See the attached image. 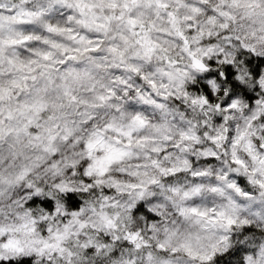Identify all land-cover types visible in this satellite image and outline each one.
<instances>
[{
  "label": "snow or ice",
  "instance_id": "1",
  "mask_svg": "<svg viewBox=\"0 0 264 264\" xmlns=\"http://www.w3.org/2000/svg\"><path fill=\"white\" fill-rule=\"evenodd\" d=\"M197 2L204 3L205 0H193L190 8L185 0H174L178 7L172 10L169 0H0V140L6 136L14 137L17 142L26 140L27 148L42 154L36 156L37 162L51 157L48 162L55 174L58 175L65 169L68 171L77 169L85 176L96 177V185L107 184L108 188L118 193L132 190L136 193L137 199H143L147 194V185L160 183L156 176H149L147 171L149 167L156 169L161 177L169 178L186 171L178 167H164L157 159L151 160L150 163L137 164L135 170L131 172L121 169L122 173L137 182H124L118 177L109 176L113 164L120 163L133 155L132 133H121L128 139V143L122 145L119 135L115 141H111L99 131L90 133L86 145H81L86 146L88 151V160L85 161L88 163L87 170L78 168L76 159L69 158L66 154H59L58 142L72 143L73 136L80 129L68 127L67 113L57 114L55 112L57 105L51 104L48 97L50 91H56L58 98L69 99V107L77 102L73 86L82 80L83 76L73 67H67V70L62 72L57 65L65 66L86 54H89V59H93L100 53L105 41L92 39L90 34L98 36L102 33L107 38L112 32H116L124 44L132 38L134 46L141 49L145 57H150L158 47L152 40V32L156 30L158 21H166L183 42V52L190 58L191 67L196 71L207 72L202 57L215 53L216 49L212 46L207 49L193 48V44L198 43L205 35L204 22L197 24L195 29L192 27L201 12L196 6ZM231 2L239 7L242 0H231ZM142 7L154 9L152 15L155 20L145 23L142 20L143 13L140 11ZM185 8L189 9L188 14L181 16L180 11ZM218 14L226 19H234L231 13L223 10H219ZM206 23L210 26L207 35L211 36V29L217 26L216 18L209 16ZM219 26L226 28L228 25ZM225 38L230 39V37ZM112 39L115 40L116 36ZM70 44L75 47H70ZM244 47L248 46L244 45ZM108 51L111 53L119 51V45ZM230 55L231 53H223L224 58L220 61L226 65L224 73L209 74L215 75L216 80H210L209 84L203 85L205 95L189 97L187 92L182 95L183 99L194 107L214 108L216 112L225 113L222 117L214 118L215 125L211 133L208 132L209 125L205 121L202 135L216 147L231 145V153L225 152L224 155H231V163L236 171L243 170L249 178L248 182L256 185L260 190V197L264 198V59L255 57L248 60H239L238 57L229 59ZM222 75L226 76V79L220 82ZM209 85L214 90L219 89V95L226 96L227 99L223 103H216L208 90ZM109 92L111 93L112 90L109 89ZM241 96L247 101L246 107L239 99ZM97 99L103 102L105 97L101 95ZM157 106L162 107V105ZM59 107L63 109L62 102ZM49 111H52V114L42 120L41 117ZM234 111L241 113L240 120L235 123H233L235 117L232 115ZM81 115L88 116L89 113L83 112ZM207 115V112H202L201 118ZM135 120L141 125L145 123L140 116H136ZM58 121H63V124ZM71 123L75 124V122ZM81 123L87 125L89 121L83 120ZM111 128L112 126L109 125L105 131ZM116 131L120 132L119 129ZM200 135L195 133L191 122H188V129L180 132L179 140L173 146L182 151H189V145H199ZM75 143H80L79 136H76ZM151 151L163 153V149L157 147H153ZM241 152L245 154V159L240 158ZM201 155L210 159L217 158L215 151H204ZM164 158L168 159L167 156ZM30 171L31 167L26 163L17 173L15 180L22 181ZM208 174L202 170L192 171V176L198 178ZM217 180L229 181V177L221 175ZM85 183L87 186L84 191L92 188L93 181L88 180ZM3 184L11 186L12 180H6L0 175V185ZM226 187L234 189L249 202L250 215L264 216V210L262 213L251 212V201L256 197L249 189L242 191L234 182H228ZM56 188L60 192L67 191L69 197H72L73 190L67 187V182L63 185L56 184ZM217 190L212 189V191ZM28 191H32L31 183L28 184ZM169 191L179 193L180 190L171 187ZM192 191L198 193L199 186ZM42 194V190L36 187L34 194L28 197V204L17 201L16 207L20 211L11 215L9 211L0 208V264H25V261L28 264H45V261L47 264H56L57 260L62 261L63 264H74L78 253L69 247V242L75 243L78 249H87L88 252L98 254L113 247L107 243V235H104L103 242L91 236L81 242V234L88 235L85 232L88 222L80 219L85 210L79 203L75 206V210L71 211L72 219L62 227L56 223L61 214L62 205L59 202L53 205L51 199L42 201L47 208V214L42 210L34 211L35 202ZM189 195L188 192H184L183 198L187 199ZM102 201L98 213L101 226L109 232L118 231V216L114 219L103 211L105 207H118L112 202L113 197L109 195L107 189L102 195ZM91 211L96 214V209ZM180 213L197 215L204 219L207 225L213 227L218 225L227 231L237 226L240 206L229 198V205L224 207V210L212 209L211 215L208 211H199L197 208H181ZM147 215L149 219L154 220L159 218L160 213L153 216L149 211ZM239 223H247V221H239ZM97 230L93 226L90 231L94 233ZM155 230L154 227L153 231ZM164 231L167 239L159 243L158 247L166 252L165 245L171 246L176 233L170 232L167 228ZM207 231L209 233L207 236L197 235L194 240L186 237L178 247H171V251H182L190 264H216L219 259L218 254L229 248V240L226 235L217 236L212 234L211 229ZM74 237L76 239L73 241ZM119 239L120 236L113 237L115 241ZM123 239L126 245L135 249L150 246L149 240L143 233L134 229L126 232ZM111 254L116 255L115 252ZM113 264H121V262L114 261ZM165 264H171V261H166ZM247 264H264V245L259 247L257 255L247 257Z\"/></svg>",
  "mask_w": 264,
  "mask_h": 264
},
{
  "label": "clouds",
  "instance_id": "2",
  "mask_svg": "<svg viewBox=\"0 0 264 264\" xmlns=\"http://www.w3.org/2000/svg\"><path fill=\"white\" fill-rule=\"evenodd\" d=\"M185 2L190 8L193 0H185ZM169 3L172 10H176L178 5L174 0H169ZM196 6L201 12L192 27L195 29L197 24L204 22L205 35L202 40L193 44V48L207 49L212 46L216 49L215 53L202 57L207 72L196 71L191 67L190 58L183 52V42L166 21H158L156 30L152 32V40L158 47L150 57H145L142 50L134 46L132 38L124 44L116 32H112L107 38L102 33L98 36L90 34L92 39L105 41L100 53L93 59H89V54H86L65 66L57 65L62 72L66 71L67 67H73L83 76V79L73 86L77 102L69 107V99L58 98L56 91H50L48 97L51 104L57 105L55 108L57 114L67 113L68 127L80 129L73 136L72 143L58 142L59 154H66L69 158L76 159L78 168L87 170L88 163L85 161L88 160V151L86 146L81 145H86L90 133L99 131L111 141H115L119 135L122 145L127 144L128 139L121 133H132L133 155L120 163L113 164L109 176L118 177L124 182H137L122 173L121 169L131 172L135 170V165L150 163L151 160L157 159L164 167H178L186 171L169 178L161 177L156 169L149 167L147 170L149 176H156L160 183L147 185V194L143 199H137L134 191L126 190L118 193L108 188L107 184L98 186L95 184L96 177L85 176L77 169L72 171L65 169L62 173L55 174L48 162L51 157L37 162L36 156L42 154L27 148L26 140L17 142L14 137L7 136L0 140V175L6 180H12L11 186L0 185V208L9 211L10 215L20 211L16 207V202L22 201L23 204H28V197L34 194L36 187H39L43 194L36 200L34 211L42 210L47 214V208L42 201L51 199L53 205L59 202L62 207L56 223L62 227L72 219L71 211L75 210V206L79 203L85 210L80 219L88 222V228L85 230L88 235L82 233L81 242L88 236L103 242L104 235L108 236L107 243L113 247L99 254L88 252L87 249H78L75 243L69 242V247L78 253L74 264H113L114 261L121 264H165L166 261H171V264H190L182 251L172 252L171 247H178L186 237L194 240L197 235L207 236L208 229H211L214 235H226L229 240V248L218 254L219 259L216 264H241V261L247 264V257L257 255L259 247L264 245V216L250 215L249 202L234 189H228L226 184L234 182L242 191L249 189L255 195L256 198L251 201L252 213H262L264 210V198L260 197V190L256 185L248 182L249 178L243 170L236 171L231 163L230 154L224 155L225 152L231 153L230 144L216 147L202 135L205 121L209 125L208 132L211 133L215 125L214 118L222 117L225 113L216 112L214 108L194 107L186 102L182 95L185 92L189 97L205 95L203 85L209 84L210 80H216L215 75L209 74L225 71L226 65L220 63L224 58L223 53H231L229 59L237 57L239 60L254 57L264 59V0H242L239 7L234 6L231 0H205L204 3L197 2ZM219 10L231 13L234 19L219 16ZM140 11L143 13L142 20L145 23L155 20L152 15L154 9L142 7ZM188 11L187 8L181 9L180 15H186ZM209 16L216 18L217 25L211 29V36L207 35L210 26L206 22ZM221 24L228 26L220 27ZM113 36H116L115 40L112 39ZM117 45L119 51L115 53L108 51ZM69 46L75 47L71 44ZM225 79L226 76L222 75L220 82ZM109 89L112 90L111 93ZM208 90L216 103H223L227 99L226 96H220L219 89L214 90L211 85ZM101 95L105 97L103 102L97 99ZM239 99L246 107L247 101L242 96ZM61 102L64 105L62 110L59 107ZM93 105L96 107H92ZM83 112H88L89 115H81ZM202 112H207L208 115L201 118ZM51 114L52 111H49L41 119ZM232 115L235 117L233 123L240 120V112L234 111ZM136 116H140L145 123L141 125L135 120ZM83 120H88L89 123L87 125L81 123ZM58 122L63 124V121ZM188 122H191L196 134H201L200 143L189 145V151H182L173 145L179 140L180 132L188 129ZM109 125L112 128L105 131ZM117 129L120 132H117ZM76 136L80 138L78 144L75 143ZM153 147L163 149V153L152 152ZM204 151H215L217 158L202 156L201 153ZM165 156L168 159H165ZM240 158L245 159L243 152L240 153ZM26 163L31 167L30 174L18 182L15 177ZM193 170H202L209 174L202 178L193 177ZM221 175H227L229 181L217 180ZM88 180L93 181L92 188L84 191L87 186L85 181ZM65 182L67 187L73 190L71 198L67 191L60 192L56 188V184L63 185ZM29 183L32 184L31 192L28 191ZM197 186L200 191L193 192L192 190ZM171 187L178 188L179 193L169 191ZM213 188L218 190L212 191ZM105 189L113 197L112 202L118 205L115 208L105 207L103 210L114 219L118 216V231L115 232L103 228L98 218ZM184 192L190 194L187 199L183 198ZM229 198L240 206V213L237 217V226L227 231L218 225L215 227L207 225L206 221L197 215L180 213L181 208H197L199 211H208L211 215L212 209L224 210V207L229 205ZM92 209H96V214L91 211ZM149 211L153 216L160 213L159 218L149 219L147 215ZM245 220L247 223H239ZM93 226L98 229L94 233L90 231ZM154 227L155 231H153ZM165 228L176 233L171 246L165 245L166 252L158 247L159 243L167 239ZM133 229L143 233L150 242L149 247L135 249L125 244L123 235ZM114 236H120L119 241L113 240ZM75 239L74 237L73 241ZM112 252L116 255L113 256ZM25 264L28 262L25 261ZM56 264L63 262L57 260Z\"/></svg>",
  "mask_w": 264,
  "mask_h": 264
}]
</instances>
